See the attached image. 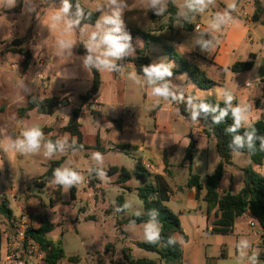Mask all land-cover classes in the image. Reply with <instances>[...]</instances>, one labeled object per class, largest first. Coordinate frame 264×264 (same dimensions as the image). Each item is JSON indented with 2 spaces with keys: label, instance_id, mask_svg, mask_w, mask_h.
<instances>
[{
  "label": "crops",
  "instance_id": "1",
  "mask_svg": "<svg viewBox=\"0 0 264 264\" xmlns=\"http://www.w3.org/2000/svg\"><path fill=\"white\" fill-rule=\"evenodd\" d=\"M38 1L40 0H16L15 6H9L7 0H0V43H3V45L0 44V46H4L5 48L13 40L23 39L28 36V30L32 24V18L40 10ZM79 1L87 9L98 12L99 16L101 15V13L97 11V8L98 5L105 3V0ZM254 1L259 0H238V4L243 2L240 8L241 10L239 11L236 7V10L231 13L233 20L220 31L213 30L211 25L204 27L201 22L198 21L194 26L200 25L201 29L196 31L198 35L195 38V41L190 40L185 51L182 50V48H184L182 46L183 43L176 42L179 46V49L176 50V52L181 57L187 61H192L197 65L201 62V66L198 65L199 68L203 70L209 78L217 82V85L210 89L202 90L205 92L204 95L209 96L208 91L218 87H221L222 90L231 91L235 96V99L232 102L234 105L238 103H246L251 106L249 112L250 123L264 120V13H262L258 21L252 20V15L255 10ZM18 4L20 5L18 6ZM261 6L262 9H264V4L261 3ZM56 9L57 8L48 7L40 10V13L37 14L36 20L33 24L32 34L30 35V38L28 37L27 43L23 45L31 55L29 68L25 71L26 74L19 76L18 79L14 76L15 80H12V82L14 85H19L20 83V90L18 94H16V99L14 100L16 102L22 101L24 106L29 98H33L37 95L38 91L43 95L37 97L40 99L58 95L61 97L62 102L59 104L58 108L55 109L52 115L48 116L54 117V120L52 118L51 122L44 126L47 129L44 134L47 135L48 138L50 136H56L57 139H59L56 132H54V128L57 127L61 129L65 126L72 108L79 104L78 96L83 94H78L76 100V98L71 95V89L66 86V81L68 79L76 78V67L70 62L64 63L62 61L63 55H56L55 58H57V60L60 59V67L59 69H56L54 57H47L45 51L48 48H58L57 41L59 39H64L71 42L72 46L70 48L73 50L74 54L77 53L80 57L83 56L77 52V42L78 39H80L81 28L77 33L75 29L71 32L64 31L63 24H60L57 27H50V16ZM125 10H127V8H125ZM124 14H127V11H124ZM152 16L153 14L149 13L141 18L139 17L138 19L140 20L136 24H152L156 19V17ZM123 17L125 18V15ZM235 21L241 23V25L246 27L248 31L249 36L245 39L244 46L246 50L245 52H239L238 54L234 53L235 57L233 59H229L224 66H219L214 62V59L217 56L218 46L225 41L227 32ZM212 22L213 20L210 21L211 24ZM136 24L133 25V27L137 26ZM193 30H187L186 35H188V33H193ZM164 38L165 39L162 40L164 42H175V39ZM134 41L141 43L138 49L143 46V41L141 39L132 38L131 44ZM198 41H208L210 43L207 48H202ZM217 41H219V43H217ZM12 54L21 58L19 60V65H21L23 60L22 55L18 53ZM148 54L150 56L149 51ZM161 54L164 57L165 54ZM129 56L133 57L134 54H130ZM121 60L122 59L116 62L120 63ZM169 60L171 61L173 59L169 58ZM84 61L85 59L83 57V65L91 74V71L87 68ZM247 61H252V66L249 70L241 72H233L231 70L233 64ZM218 63H221L220 58H218ZM14 66L16 65H10V69ZM177 68L178 64L174 61L171 71ZM29 72L30 74H28ZM32 72L34 76H32ZM132 72H135V70L133 64L130 62L122 63L119 72H111L110 76L108 75V78H111L106 81L107 84L111 86V90L107 93L102 91L103 85L106 82L100 74L101 84L98 93L87 103L83 104L81 108L78 122L82 134V144H84L87 149L78 150L91 153L100 152L104 158L123 153L134 159L136 158L135 168L140 166L145 169L146 173L149 174L148 181L152 182L155 176L163 178L169 188L168 200L164 205L177 217L179 224V230L173 233V239L176 241L180 249L181 264H248L247 256L251 255L252 252L258 254L260 252L259 246L261 242V234L259 227L257 225L255 228H251L249 225V222L251 221L256 222L255 219L251 215L245 214L234 220L229 232H215L213 230L212 221L216 216V209L207 212L206 203L202 199L204 191H201L199 198L196 200L194 190L186 187L189 169L200 178L197 166H201L204 158L207 156L206 152L208 150L209 140H211L204 134L197 122H189L191 119L187 113L188 98L191 97L192 100L196 102L200 99H205L206 97H200L201 95L196 92V89L199 88L192 82L193 89L189 90L187 93L181 91L180 86L172 88L177 95H183L184 99L182 101H172L171 99L163 101L162 99L161 102H157V98L150 95L151 88L147 85L145 78L136 74L137 77L140 78V89L143 93L142 99H144L146 104L145 102H138L140 100L136 99L135 96L133 97V103H131L132 99H130V97L125 98L126 90H124V88L125 83L132 80L129 78V73ZM221 73H223V79H220L218 76L221 75ZM30 77H32V80H30L31 82L28 85L26 81ZM176 77L180 78L179 83H182L183 85H187L186 79H190L186 72L172 74L169 79L175 80ZM244 78L247 79L242 81ZM248 88H255V90L249 93L247 92ZM245 91L247 92L245 95L247 97H238ZM31 92H34V96L29 94ZM214 94L217 96L216 101H223L219 98L217 92H214ZM15 101H12V103ZM150 103H152V107H149ZM64 104L71 105V109L66 117L59 114V111L60 109H63ZM179 104L186 105V113H182L179 110ZM128 107H136L137 110H141L145 116L142 117L141 115H138L139 117H137L129 111H126L127 115L125 116L123 111ZM176 108H178L179 112L176 111ZM104 110H106V112ZM145 110H147V114L145 113ZM30 112H28L27 116L22 119L28 121ZM43 116L47 115L36 113V117ZM145 118L151 119L152 124L144 123ZM59 136H65V133L61 134L59 131ZM67 136V150L63 151L67 154L59 157L64 158L63 162L67 157H71L73 160L76 158L74 152L77 150L71 151L68 148L73 140L68 134ZM191 140L193 142L191 161H187L185 159V151ZM118 145L127 147L123 151ZM180 150L183 152L182 157L179 156ZM57 152L59 153L61 151ZM85 157L87 156L85 155ZM145 164L149 165L148 169L144 167ZM110 167H116L118 169L122 168L130 173L124 167L112 165L107 167H97L95 165H90L83 171V182L72 186L74 200L78 194H86L87 199L91 198L95 200L96 197L93 195L95 194L93 193V189L85 186L86 184H89L88 176L93 174L95 170H106ZM232 167L233 171H231ZM180 169L182 170L181 175L179 173ZM241 169L242 168H240V171ZM73 170L77 171V169ZM258 172L264 176V164L258 167ZM235 173H237V169H235L233 162L231 166H225L219 189L220 193L231 191V179H233ZM226 180L228 182H226ZM204 181L205 179L200 178L201 183H204ZM141 183L143 184L142 181ZM47 184L52 185L48 188V191L50 192L48 197V208L53 209L54 202L66 203L63 197V187L53 183L52 180L41 184V187L39 188H44ZM96 185L98 186L99 184L97 183ZM117 187L120 190H123V188L119 186ZM67 191L69 196V188ZM10 192L11 191H9V193ZM24 200L14 196V212L9 207V202L7 200H1V202H4L7 208L11 211L12 219L8 222L0 214L3 218H1L2 221L0 220V261L4 259L7 253V233L11 232L13 222L17 223L23 218L24 211L29 212V226L31 228H38L43 218L48 220V217H45L44 214H40V209L37 208L38 199L30 197L29 199ZM69 201H71L70 196ZM38 215H41V217ZM78 219H81L80 215H78L74 221H77ZM122 231L124 233V230ZM241 239H247L252 246L246 250V256H242L240 250L237 248ZM136 241L138 240L136 239ZM36 251L38 257L31 258L27 254L24 257V260L27 258L24 262L25 264L40 263L42 254L37 249ZM140 256L146 257L143 253L140 254ZM258 259L260 264H264L259 258V255ZM90 262L95 263V259L90 260ZM63 263L64 261H61L58 264ZM83 263L86 264V261L84 260Z\"/></svg>",
  "mask_w": 264,
  "mask_h": 264
},
{
  "label": "rangeland",
  "instance_id": "2",
  "mask_svg": "<svg viewBox=\"0 0 264 264\" xmlns=\"http://www.w3.org/2000/svg\"><path fill=\"white\" fill-rule=\"evenodd\" d=\"M259 1L264 4V0ZM171 2L178 11L176 20L173 22V24H169V15L165 11V13L161 16H154L156 17L154 23L147 25L139 23L137 25L136 23L140 20L138 19L139 17L141 18L142 16H146L149 13L154 14V10L148 6L149 0H126L127 10H125V12L127 11V14H124L125 18L123 17L125 20L124 22L126 32L136 27L149 32L160 30L155 32V34H158L161 39L164 37L175 39V42L169 41L159 43L157 45H152L149 48V53L153 64L163 62L173 65L174 60H169V56L165 53V49H163L162 46L167 45L176 51L179 49V46L176 42H181L183 43L182 46L184 47L182 50L185 51L190 40L195 41V38L198 35L196 30L193 28L194 25L200 21L204 27L210 26V21L213 20L216 13L223 12L231 0H215V4L209 5L202 12L190 10L187 7L189 0H171ZM242 3L243 2H240L238 4V0H236L237 9L239 11L241 10L240 8ZM163 4L167 8V0H163ZM187 20L192 26L191 29H194L193 33H188V35H186L187 30L185 29ZM135 24L137 26L133 27ZM93 31H96L95 25H84L81 27L80 39L85 48L89 36ZM248 36L249 34L246 27L235 21L232 24V27L228 30L225 41L218 46L217 56L214 59V62L219 66H224L225 63L229 61V59L231 60L235 57V54H238L239 52H245V39ZM140 45L141 43L134 41L132 43L133 50H137ZM4 49V46H0V144L6 143L8 137L14 139L15 137L19 136L20 132L26 127L39 126L42 129L46 124L51 122L52 118L54 120V117H36L35 111L29 113L28 121L18 118L17 109L24 106V103L22 101L16 102L14 100L16 99V94H18L20 90V83L19 85H14L12 80H15L14 76L16 79H18L19 76L25 75L26 72H23L21 65H19V60L21 58L17 55H13L11 52H7ZM134 51H132L131 55L134 54ZM161 53L165 54L164 57ZM45 54L47 57H54L56 69H59L60 67V59L57 60V58H55L56 55H63L62 61L64 63L70 62L76 67V78H67L68 80L66 81V86L71 89V95H73L76 100L78 94H84L89 90L91 85V74L83 65V57H80L77 55V53L74 54L71 48L61 50L59 47L48 48L46 49ZM218 58H220L221 63H218ZM10 65L16 66L10 69ZM198 65L201 66V62H199ZM110 73L111 72L100 71V74L104 78L105 82L111 78H108ZM28 74H30V72ZM32 76H34L33 72ZM218 76L220 79H223V73ZM137 78L140 80L139 77ZM167 79L170 82L172 88L180 86L181 91L184 93H187L189 90L193 89V83L190 79H186L187 85L179 83L180 78L178 77H176L175 80H171L169 78ZM245 79L247 78H244L242 81H245ZM30 80H32V77L26 81L28 85L31 82ZM109 90H111V86H109L107 82L104 83L102 91L107 93ZM124 90H126L125 98L130 97V99H132L131 103H133L134 96L136 99L140 100L138 102H145L144 99H142L143 93L141 92L140 84L135 83L133 80L128 81L125 83ZM220 90H222L221 87L208 91L209 96L204 95L205 92L199 89H196V92L201 95L200 97L216 100L217 96L214 94V92L218 93ZM254 90L255 88H248L247 92L250 93ZM247 92L245 91L238 97H247L245 96ZM29 94L34 96V92ZM41 96L43 95L38 91L37 95H35L33 98ZM12 101L15 102L12 103ZM161 101L162 99L159 100V102ZM192 103L196 104V102L193 100ZM151 105L152 103H150L149 107H152ZM70 109L71 105L64 104V107L63 109H60L59 114L66 117ZM104 111L106 112V110ZM126 111H129L131 114H134L137 117H139L138 115H141L142 117L145 116L141 110H137L136 107H128L125 109L123 111L125 116L127 115ZM176 111L179 112L178 108H176ZM145 113L147 114V110H145ZM187 113L190 117L189 104ZM144 120V123L152 124L151 119L145 118ZM189 122H191V120H189ZM58 129L59 128L55 127L54 132H56L59 139H61L64 136H59L60 129L59 131ZM42 130L45 133L47 131L46 127H44ZM47 138L48 136L45 135V140H47ZM66 144L64 151L67 150ZM44 151V148L41 147L40 151L37 153L21 154L16 152H5L3 148H0V202L1 200H7L9 202V207L14 212V196L22 200H27L30 197L38 199L37 208L40 209V214H44L45 217L47 216L48 220L54 225L53 231L47 236L48 239L51 240L55 245H58L66 255H74L79 258V261L76 263H67L64 261L63 264H84V260L86 261V264H117L122 261V249H124L126 253H130L133 258L139 257L142 253L146 256V258H155V254L146 253L138 249L134 245V242L136 239L138 241L145 242V224L148 222L157 224L156 222L147 221L138 225L119 223L121 220L127 219L133 215L142 214L144 212L143 203L135 191L137 187L142 185L139 178L131 175V179L123 183V190H120L116 185L111 183L114 179H116V175H113L110 179H104L106 176L101 179L99 176V172L101 171L99 170L95 178L98 180V186L103 190L95 191V194H93L96 197L95 200L91 198L87 199L86 194H78L73 202L69 201L68 191L63 187V197L66 203L54 202L53 209H49L48 197L50 192L48 191V188L52 185L47 184V186L44 188H38L36 187L35 182L42 180V175L46 171L50 161L58 159L67 153L63 151L59 153L56 152L51 158H48L44 155ZM92 154L93 153L88 151L84 152L77 150L74 152V156L76 158L73 160L71 157H67L61 167L77 169V171L83 175L84 169L88 168L90 165H95L97 167H107L109 165L124 167L131 174L136 166V158L134 159L133 157L123 153L109 156V158H104L103 162L93 160ZM206 154L207 156L204 158L202 165L197 166L201 179H205L207 175L211 174L220 160L216 152L215 142L212 139L209 140V146ZM85 155L87 157H85ZM179 156H183L182 150H180ZM232 162L234 163L235 169H237V173H235L233 175V179H231L230 192L235 194L240 191L243 185V173L240 171V168L248 166L250 161L246 154L236 152L233 153ZM255 170L258 171V167H255ZM231 171H233V167L231 168ZM179 173L181 175V169L179 170ZM226 182L228 181L226 180ZM85 186L88 187L87 184ZM127 188L131 190H128ZM9 191L11 192L9 193ZM118 195H121L122 197L121 201L123 211H120L117 208L119 203L117 198ZM125 204L128 206L125 207ZM78 215H80L81 219L74 221ZM38 216L41 217V215ZM1 218L2 216L0 215V220L2 221L3 218ZM85 218L92 219L85 220ZM122 230H124V233ZM92 259H95V263L90 262Z\"/></svg>",
  "mask_w": 264,
  "mask_h": 264
},
{
  "label": "trees",
  "instance_id": "3",
  "mask_svg": "<svg viewBox=\"0 0 264 264\" xmlns=\"http://www.w3.org/2000/svg\"><path fill=\"white\" fill-rule=\"evenodd\" d=\"M72 4L71 13L75 18L77 7L83 10V17L80 18V25L75 28L78 33L79 29L84 25H95L98 19V12L87 9L82 5L79 0H70ZM20 4H18L19 6ZM40 10L48 7L59 8L61 7V0H40L38 1ZM255 10L252 15L253 21H258L264 9H262L259 1H254ZM18 9V7H17ZM166 13L169 15V24H173L176 20L177 8L172 4L171 0H167ZM37 12V14L40 13ZM35 14L32 18V24L28 30V36L23 39L13 40L4 50L11 53H18L22 55L23 60L21 62V69L23 72L27 71L31 61V55L29 51L23 47L27 43L28 37L32 34L33 24L36 20ZM155 16V14H153ZM152 16V17H153ZM188 18V17H187ZM192 26L188 23L185 24V29L189 30ZM160 31L156 30L155 32ZM155 32L144 31L139 28H132L128 31L132 38H139L143 41V46L140 49L135 50L134 56L129 55L122 58L121 62H116L119 67L122 63L130 62L133 64L134 70L137 75L144 77L142 68L144 66L152 64V60L148 54L149 48L152 45L164 43L165 38H160ZM3 45V43H0ZM165 49V53L170 59H173L177 64L178 68L172 70L173 74H180L186 72L192 82L201 90H207L217 85V82L209 78L203 70L199 68L197 64L192 61H187L181 57L174 49L167 45L162 46ZM77 52L86 58L88 55L87 49L83 46L82 41L78 39ZM87 66V65H86ZM252 61L237 62L231 66L233 72L247 71L251 68ZM92 74V83L90 89L83 95L78 96L79 104L74 106L70 112L69 118L65 126L60 129L61 134H68L75 143L71 142L68 146L69 150H84L87 147L82 144V134L80 131V125L78 122L82 105L91 100L97 93L101 84L100 72L94 67L87 66ZM116 73V72H113ZM62 102L61 97L50 96L44 98H29L25 106L17 109L18 118L22 119L27 116L28 112L36 111L40 115L50 116L54 113L55 109L58 108ZM207 103L212 108H217L216 112H209L207 115L201 113L197 120L199 127H201L204 134L214 140L216 152L219 157V162L214 171L207 175L204 183L200 182V178L197 174H194L189 169V175L186 182V187L193 189L195 199L199 198L201 191H204L202 197L206 203L207 212L216 209V216L212 221L213 230L215 232L227 233L230 231L233 222L236 218H239L245 214L251 215L259 227L261 234L260 252L259 258L264 263V176L260 172L255 170V167H260L264 164V151L259 150L260 139L259 137L264 136V120H258L252 124V127L245 125L241 127L236 133H229L226 129L232 125L233 119L231 113H229L220 123L213 122V116L219 115V109L225 107L223 101H216L210 99H200L196 101V104ZM218 106V107H217ZM233 106H235L233 104ZM179 110L182 113H186V105L179 104ZM254 131V144L256 151L251 153L247 148L235 149L229 148V144L232 143L235 135L244 136L246 132ZM48 139L55 141L56 136H50ZM47 139V140H48ZM118 147L124 151L127 146L118 145ZM193 149V142L190 141L185 151V159L191 161ZM244 153L248 156L250 164L241 169L243 173V185L238 193H231L230 191L219 192L220 184L223 178L225 166L232 165L233 153ZM64 158H59L50 161L46 171L42 175V180L35 182L37 187H41V184L50 182L54 179L53 172L55 169L60 168ZM105 173L107 179H110L113 175H116V179L111 182L113 185L123 188V183L131 179V175L139 178L143 184L135 189L137 196L143 203L144 212L142 214L133 215L127 219L121 220L120 224H133L138 225L147 221H154L160 227L159 240L155 244H150L142 241H135L134 245L146 252L155 254V258L149 259L146 257L133 258L130 253H126L122 249V261L117 264H181L180 263V249L176 241L173 239V233L179 230V224L177 217L171 213V211L164 205L168 200L169 188L165 181L160 176H155L153 181H148V173L145 169L137 166L132 174L126 172L124 169H118L116 167H110L108 169L100 170ZM99 170H95L93 174L88 176L89 184L88 187L95 191H102L103 189L98 187L96 184L98 180L95 178ZM118 174V176H117ZM128 190H131L127 188ZM70 200L74 201V193L72 187L69 188ZM119 203L117 208L123 211L122 197L118 195ZM0 214L9 222L11 221V211L7 208L4 202L0 204ZM92 219V218H85ZM16 224L13 222L11 226V232L14 233ZM54 225L49 222L46 218L41 220V224L38 228H27L25 231L26 240L33 243L35 248L42 254L40 264H58L61 261H67L76 263L78 257L74 255L67 256L64 251L55 245L51 240L47 238V235L52 232ZM108 248V246H107ZM106 248V249H107ZM129 252V250H128ZM25 262L24 257H22Z\"/></svg>",
  "mask_w": 264,
  "mask_h": 264
},
{
  "label": "clouds",
  "instance_id": "4",
  "mask_svg": "<svg viewBox=\"0 0 264 264\" xmlns=\"http://www.w3.org/2000/svg\"><path fill=\"white\" fill-rule=\"evenodd\" d=\"M9 6H15L16 0H7ZM215 4V0H189L187 7L193 11H204L209 5ZM148 6L154 10V14L161 16L165 13L166 6L163 0H149ZM127 7L126 0H105V3L98 5L97 11L101 15L96 20L95 28L88 39L86 48L88 55L85 58V64L94 67L97 71L119 72L120 67L116 61L123 57L130 55L133 48L131 44L132 37L125 31V22L123 19L125 8ZM236 0H231L223 12H218L213 18L211 27L213 30L220 31L224 26L230 24L233 20L231 13L236 10ZM72 4L70 0H61V7L56 9L50 16V27H57L63 24L64 31L71 32L80 25V18L83 17V10L77 7L75 18H73ZM106 10V11H105ZM61 50L70 48L71 42L59 39L57 41ZM202 48H207L208 41H198ZM219 43V41H217ZM172 65L166 63H154L142 68L145 81L150 86V95L160 99L172 101H182L183 95H177L173 90L167 78L172 76ZM129 78L135 83L140 84L141 81L137 78L135 72L129 73ZM219 98L223 100L224 108L219 109V115L213 116L214 123H220L229 113H231L233 123L226 131L229 133H236L241 127L247 125L252 127L249 120L250 105L246 103H238L233 106L234 94L228 90H220L218 92ZM190 106V119L193 123L197 122L201 113L207 115L209 112H216L217 108H212L207 103H192V98H188ZM218 107V106H217ZM254 131L246 132L244 136L235 135L229 148L243 149L247 148L249 152L256 151L254 144ZM260 146L259 150L264 151V136L259 137ZM67 142V134L61 139L52 141L45 140V134L39 126H31L24 128L20 135L14 139L7 138V142L0 144L5 152H16L21 154H33L40 151L41 147L44 148V155L51 158L57 151H64ZM75 143V138L73 139ZM92 159L98 162H103V155L100 152H94ZM101 179L104 178L105 173L99 172ZM53 183L68 189L74 185L81 184L84 177L71 168H57L53 172ZM128 205L125 204V207ZM160 227L153 223L148 222L144 226V240L147 243L155 244L159 240ZM251 244L247 239H241L237 245L242 256H246V250L251 248ZM248 264H260L258 253L252 252L247 256Z\"/></svg>",
  "mask_w": 264,
  "mask_h": 264
},
{
  "label": "built area",
  "instance_id": "5",
  "mask_svg": "<svg viewBox=\"0 0 264 264\" xmlns=\"http://www.w3.org/2000/svg\"><path fill=\"white\" fill-rule=\"evenodd\" d=\"M196 31L201 29L200 25L194 26ZM146 169L149 168L148 164H145ZM29 212H23V218L18 221L16 224L15 232L7 233V253L3 260L0 261V264H25L22 260V257H25L27 254L31 258H37L38 253L35 246L29 240H26L25 231L29 228ZM251 228L257 226L256 222H249Z\"/></svg>",
  "mask_w": 264,
  "mask_h": 264
}]
</instances>
